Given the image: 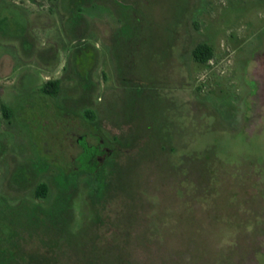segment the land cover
Returning a JSON list of instances; mask_svg holds the SVG:
<instances>
[{"label": "rangeland", "instance_id": "rangeland-1", "mask_svg": "<svg viewBox=\"0 0 264 264\" xmlns=\"http://www.w3.org/2000/svg\"><path fill=\"white\" fill-rule=\"evenodd\" d=\"M0 264H264V0H0Z\"/></svg>", "mask_w": 264, "mask_h": 264}, {"label": "trees", "instance_id": "trees-1", "mask_svg": "<svg viewBox=\"0 0 264 264\" xmlns=\"http://www.w3.org/2000/svg\"><path fill=\"white\" fill-rule=\"evenodd\" d=\"M193 55L196 60L201 62H207L214 57L213 47L207 42H201L197 44L193 49ZM61 79L60 78H51L48 79L45 83L44 89L51 93H58L60 88ZM3 112L7 113V107L3 105ZM47 184L43 183L39 186L38 193L45 194L47 191Z\"/></svg>", "mask_w": 264, "mask_h": 264}, {"label": "flooded vegetation", "instance_id": "flooded-vegetation-1", "mask_svg": "<svg viewBox=\"0 0 264 264\" xmlns=\"http://www.w3.org/2000/svg\"><path fill=\"white\" fill-rule=\"evenodd\" d=\"M82 138H83V136L81 135L80 136V138H78V141H80L81 142V140H82ZM86 146H88L87 145V142H85V141H82ZM81 142V143H82ZM82 143V144H83ZM83 144V145H84ZM92 145V144H91ZM89 146H90V144H89ZM93 146H96L95 148H96V150H95V154L94 155H99L100 157H99V159L97 160V163L98 162H100V161H102V159H103V157H102V154H101V152L104 150V152H108V151H106V150H109L108 148V146H106L105 144H103V143H101L100 145H93ZM43 183H46L47 184V192L45 193V194H39L38 193V189H39V186L41 185V184H43ZM49 191H50V184H49V182L48 181H46V180H42V181H39L38 183H37V187H36V189H35V194L37 195V197H43V198H48V196H49Z\"/></svg>", "mask_w": 264, "mask_h": 264}, {"label": "crops", "instance_id": "crops-1", "mask_svg": "<svg viewBox=\"0 0 264 264\" xmlns=\"http://www.w3.org/2000/svg\"><path fill=\"white\" fill-rule=\"evenodd\" d=\"M50 78V77H49Z\"/></svg>", "mask_w": 264, "mask_h": 264}]
</instances>
